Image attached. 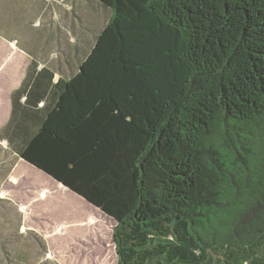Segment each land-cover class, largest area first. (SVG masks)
<instances>
[{
  "label": "trees",
  "instance_id": "obj_1",
  "mask_svg": "<svg viewBox=\"0 0 264 264\" xmlns=\"http://www.w3.org/2000/svg\"><path fill=\"white\" fill-rule=\"evenodd\" d=\"M94 1L78 71L13 93L40 113L14 153L116 223L118 264H264V0Z\"/></svg>",
  "mask_w": 264,
  "mask_h": 264
},
{
  "label": "rangeland",
  "instance_id": "obj_2",
  "mask_svg": "<svg viewBox=\"0 0 264 264\" xmlns=\"http://www.w3.org/2000/svg\"><path fill=\"white\" fill-rule=\"evenodd\" d=\"M42 1L33 26L23 19L22 4L0 10V36L16 47L10 46L9 67L14 68V62L20 69L16 52L21 51L27 60L62 64L54 70L68 79L92 49L111 11L94 0ZM20 79L11 76L1 90L16 87ZM10 160V175L0 182V264H118L113 220L59 184L29 173L26 165L21 168L16 157Z\"/></svg>",
  "mask_w": 264,
  "mask_h": 264
},
{
  "label": "crops",
  "instance_id": "obj_3",
  "mask_svg": "<svg viewBox=\"0 0 264 264\" xmlns=\"http://www.w3.org/2000/svg\"><path fill=\"white\" fill-rule=\"evenodd\" d=\"M16 2L24 6L23 7L24 12L22 15L23 19L25 21L27 20L30 21L32 26L35 25L37 16L40 12L39 9L41 8L43 1L42 0H23V2L20 3V0H15V2L14 0H0V10L2 11V9H4L6 6L12 3H16ZM0 17H3L2 13H0ZM10 21H14V20H10ZM66 42H67L66 43V46H67L68 41L66 40ZM10 46H13L14 48H16L11 42L9 44H6L4 42V38L0 36V58H1L0 76H2L3 78L5 77V81L0 80V182L3 183V181L9 177L10 172H11L10 171V167H11L10 156H13L19 160V166L21 165V168H23L24 165L27 166V169H29L28 170L29 173H32V174L36 173L39 176H42V179L51 180L52 182L58 184V182H56L51 177L47 176L42 171L38 170L37 168L33 167L32 165L20 159L18 155L15 154L13 151L14 146H16L17 143L21 140V137H24L26 135H31V133L35 131L34 126L36 123V119L38 118L37 114L40 116V113L38 110H36L35 106L33 108L31 107L32 111L22 108L20 104L23 103V100L21 101V103H17L16 111L14 110L15 107L13 108V101H12L13 93L22 86L27 76V71L29 69V66L32 60L29 58L27 60L25 56L21 54L22 53L21 51L19 52L20 53L19 55L16 52V55H17L16 58L19 60H22L20 64V69H17V64L14 62L11 64V66H14V68H10L9 67ZM11 54H13V51H11ZM35 62L41 67H46V69H48L49 72L51 71L53 73V76H54L53 81H52L53 83H55L58 80V78L62 77V75H58L57 72L54 70L57 67L60 68L59 65H62V64H58L57 67H55L54 65L55 67L54 68L52 65L48 64L47 62L46 63H42V61L41 62L35 61ZM38 71L40 72V70L37 69L34 74L41 75V72L38 73ZM17 75L19 76L21 75V79L17 83H15V85H17L16 87L10 88L7 85L5 90L4 89L1 90V84L3 82L8 84V82L10 81L9 80L10 77L17 76ZM5 156L7 159L5 158ZM15 171L16 170H14L12 173H14Z\"/></svg>",
  "mask_w": 264,
  "mask_h": 264
},
{
  "label": "water",
  "instance_id": "obj_4",
  "mask_svg": "<svg viewBox=\"0 0 264 264\" xmlns=\"http://www.w3.org/2000/svg\"><path fill=\"white\" fill-rule=\"evenodd\" d=\"M58 184H60V183H58ZM63 188H65V189H67L65 186H63L62 184H60ZM68 190V189H67Z\"/></svg>",
  "mask_w": 264,
  "mask_h": 264
},
{
  "label": "bare ground",
  "instance_id": "obj_5",
  "mask_svg": "<svg viewBox=\"0 0 264 264\" xmlns=\"http://www.w3.org/2000/svg\"><path fill=\"white\" fill-rule=\"evenodd\" d=\"M23 210V209H22ZM23 227V226H22ZM23 231H24V229H23Z\"/></svg>",
  "mask_w": 264,
  "mask_h": 264
}]
</instances>
